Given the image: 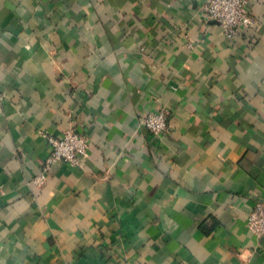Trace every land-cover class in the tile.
Instances as JSON below:
<instances>
[{"label":"crops","instance_id":"obj_1","mask_svg":"<svg viewBox=\"0 0 264 264\" xmlns=\"http://www.w3.org/2000/svg\"><path fill=\"white\" fill-rule=\"evenodd\" d=\"M206 1L0 0V264H264V0L237 40Z\"/></svg>","mask_w":264,"mask_h":264},{"label":"built area","instance_id":"obj_2","mask_svg":"<svg viewBox=\"0 0 264 264\" xmlns=\"http://www.w3.org/2000/svg\"><path fill=\"white\" fill-rule=\"evenodd\" d=\"M250 1L207 0L202 5V10L207 18L219 21L227 37L237 40L244 31L254 28L257 24V18L248 10ZM155 100L159 102L158 97H155ZM142 124L152 135L160 137L170 128L169 112L164 106H160L159 109L149 112ZM43 134L50 146V152L40 173L32 180L37 186L47 181L48 173L56 163L63 161L82 167L89 155L88 138L75 127H69L60 137L48 133ZM248 227L255 234L264 237V200L257 201L251 211Z\"/></svg>","mask_w":264,"mask_h":264}]
</instances>
